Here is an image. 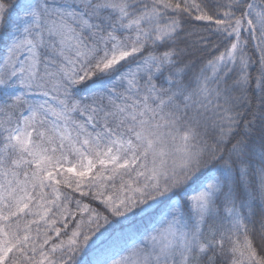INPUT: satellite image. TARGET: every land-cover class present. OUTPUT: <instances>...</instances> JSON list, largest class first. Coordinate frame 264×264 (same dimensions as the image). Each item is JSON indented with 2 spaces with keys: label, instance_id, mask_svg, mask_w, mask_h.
Returning a JSON list of instances; mask_svg holds the SVG:
<instances>
[{
  "label": "snow or ice",
  "instance_id": "1",
  "mask_svg": "<svg viewBox=\"0 0 264 264\" xmlns=\"http://www.w3.org/2000/svg\"><path fill=\"white\" fill-rule=\"evenodd\" d=\"M0 264H264V0H0Z\"/></svg>",
  "mask_w": 264,
  "mask_h": 264
},
{
  "label": "trees",
  "instance_id": "2",
  "mask_svg": "<svg viewBox=\"0 0 264 264\" xmlns=\"http://www.w3.org/2000/svg\"><path fill=\"white\" fill-rule=\"evenodd\" d=\"M13 2L15 3V2H16V0H13Z\"/></svg>",
  "mask_w": 264,
  "mask_h": 264
}]
</instances>
